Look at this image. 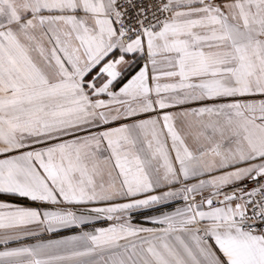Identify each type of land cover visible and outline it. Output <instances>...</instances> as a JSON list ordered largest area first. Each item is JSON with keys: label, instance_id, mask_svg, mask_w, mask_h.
I'll use <instances>...</instances> for the list:
<instances>
[{"label": "snow or ice", "instance_id": "6c2138e0", "mask_svg": "<svg viewBox=\"0 0 264 264\" xmlns=\"http://www.w3.org/2000/svg\"><path fill=\"white\" fill-rule=\"evenodd\" d=\"M0 195V264H264V0H0Z\"/></svg>", "mask_w": 264, "mask_h": 264}, {"label": "crops", "instance_id": "0c3cea01", "mask_svg": "<svg viewBox=\"0 0 264 264\" xmlns=\"http://www.w3.org/2000/svg\"><path fill=\"white\" fill-rule=\"evenodd\" d=\"M172 111H177V110L174 109ZM147 115H149V114H145L141 118H147ZM124 122H130V121H124ZM113 126H117V125L113 124ZM0 201H7V202L16 203V204H20V205H24V206H28L31 203V202L26 201L24 199L10 197L8 195H0ZM180 206H182V202L177 201V202H173L171 204V206H162V207H159L155 210H151L148 213H140V212L134 213L132 216V223L134 225H137V226L154 227V225L151 224L149 222V220L145 218L146 215H159L162 212L173 211V210H175L176 207H180ZM109 223L110 222L104 221V220L96 221V222H94L93 225H90L86 230L90 231L95 227H107ZM78 233H79V229H62L58 233H42L40 236V239L44 240V241L55 240V239H61V238L71 236V235H76ZM36 242H37V240L32 239V238H29L26 241H24V243H27V244H32V243H36ZM9 246L10 247H17V246H20V244L18 242H12V243H10ZM3 247L4 246L0 245V250H3Z\"/></svg>", "mask_w": 264, "mask_h": 264}, {"label": "built area", "instance_id": "2783aa9c", "mask_svg": "<svg viewBox=\"0 0 264 264\" xmlns=\"http://www.w3.org/2000/svg\"><path fill=\"white\" fill-rule=\"evenodd\" d=\"M146 2H149V0H146ZM249 187H251V185H249Z\"/></svg>", "mask_w": 264, "mask_h": 264}]
</instances>
